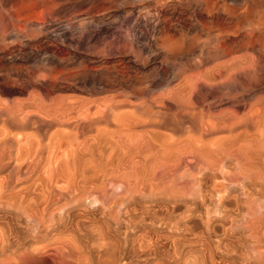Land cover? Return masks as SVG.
<instances>
[{
	"label": "bare ground",
	"instance_id": "obj_1",
	"mask_svg": "<svg viewBox=\"0 0 264 264\" xmlns=\"http://www.w3.org/2000/svg\"><path fill=\"white\" fill-rule=\"evenodd\" d=\"M141 3L147 5L140 6L143 7L140 9L142 13L138 10L139 12L135 14L137 5ZM124 9L128 10L123 11ZM132 20L148 26L151 25L150 20H155L159 29L158 45L174 59L167 63L171 66L169 67L171 76L167 77L168 81L166 80L165 97L160 98V101L158 98L162 96H153L157 99L151 97L154 102L152 101L151 105H144L145 108L136 112L132 119L125 118V112L128 114V111H123L124 116L120 120L122 124L127 125L129 131L121 124L127 129V133L123 131L122 134L118 131L121 134L117 138L121 137L124 140L120 141L119 138L115 142L121 148L123 155L119 151L117 154L120 155L116 154L115 160L113 159L116 161L122 155V162L120 161L122 167L118 164L121 168H113L114 164H112L114 166L108 165L107 159L104 160L106 153L104 159L102 158L103 162L101 161V163L105 161L106 165L98 162L100 167H97L95 163L99 173L93 169L94 162L93 168L88 166L93 169H90L91 171L88 169L89 172L82 169L83 166L81 170L76 171L75 168L71 173L66 170L65 165L53 167L54 169L47 167L43 179L45 182L40 180L43 182L42 185L44 184L40 185L42 198L38 196L43 202L40 204L42 200H38V197L30 199L29 202L23 200V197L19 199L20 218L28 226L25 237L33 240L34 244L41 245L39 248L36 247L37 249L33 247L35 250L45 249L44 252L49 250L50 255L52 253L50 251L54 252L53 259L48 264H120L123 246L117 244L116 238H113L120 231L126 240L128 235H132L133 231L144 223L157 227L159 232L163 233L170 222H172L170 228L173 229L179 226V222L190 221L195 217L205 226V234L217 233L214 232L215 227L220 226L221 236L225 240L232 238L236 241L239 249L230 247L228 252L235 255L242 264H264V88L262 87L264 83L261 85V73L264 72V0H142V2L141 0H0V52L21 46L23 40L19 35L27 39L32 38V43L38 45L40 39L53 32L62 23L65 25L70 23L72 27L78 26L82 31H90L92 22L97 21L98 24L93 28L104 31L117 28L120 24L127 25ZM193 31L196 32L193 36L188 35V32ZM12 36L14 38L10 39ZM19 68L15 66L12 69L17 71ZM40 69L38 66L34 67V76L31 73L33 81H38ZM48 72L46 69V73ZM51 72L53 74L52 70ZM48 74L51 76L50 72ZM1 77L4 79L3 76ZM9 88L7 79L3 84L0 83V91ZM247 95H250L251 99L248 98L249 100L246 101L243 97L246 98ZM38 98L34 100L37 102ZM107 100L104 99L105 102ZM166 101L173 105L172 110L165 109ZM141 102L144 100H140ZM3 103L1 102L0 105ZM24 103L27 102L18 106L19 113L15 115L21 114L23 109L30 108V106L24 108L25 105L22 106ZM30 103L29 105L32 104ZM82 103H89V107L86 104L63 106L59 102V106L52 105L53 107L45 105L46 103L43 105L42 102L31 105L37 113L29 109L35 114V116L33 114L32 128L36 127L37 133H42L45 126L55 127L46 139L48 146H44L50 155L54 149L52 144L57 141H76L75 145L73 142L71 144L74 151L88 154L87 156H92V148L97 144L105 142L99 147L103 149L106 144L108 147L109 143H106L108 137H105V141L101 138L105 135L106 127L104 126L105 131L102 135L100 127L96 129L95 126V132L89 128L90 118L94 115L97 117L95 123L102 126L100 116L103 113L108 114V107L104 106V102H102L103 108L99 102L91 106L90 102ZM133 103L137 104V102ZM21 106L23 109L19 108ZM237 106L242 108V111H239ZM14 108L11 107V110ZM134 108L131 110L134 111ZM115 111L116 114L119 112ZM0 112V114L4 112L8 114L6 108ZM4 116L2 115L3 120L11 117L10 113L5 118ZM38 116H47L52 120L50 119L48 124L46 121L47 125H43L40 122L43 118L39 120ZM105 118L106 116L103 117ZM28 120L29 117L25 125ZM71 121H76V124H72ZM136 127L141 129L132 130ZM165 131L171 132L172 135ZM114 134H112L113 139H110L113 142L117 136ZM35 136L36 139H32L34 136L29 137L30 139L27 136L28 139L25 141L24 138L23 143L16 141L14 147L17 150V157L20 158L24 153L26 156H32V159L36 157L33 162L39 159L42 154L39 152L44 149L41 145L45 138L41 134ZM110 140L113 147L115 143ZM92 141L97 143H91L92 147H90L89 143ZM99 147L97 151L106 152L105 148L103 151L98 149ZM12 148V143L8 140L3 141L0 147V169H5L9 165L11 161L9 153ZM115 149L119 150L116 146ZM97 151L94 149L93 152L97 153ZM112 156L113 154L110 158ZM116 156L119 158L116 159ZM101 157L97 158L96 154L94 160ZM31 161H29L30 165L33 166L36 162L33 164ZM108 166L112 168L108 169ZM15 169H12L9 177L13 178ZM93 171L97 174L101 173L99 175L102 178L100 185H103L101 190L90 187L98 176ZM85 172L86 174L93 172V175L85 177ZM111 172L118 177L117 185L108 177L111 176ZM9 177L8 180L12 182V178ZM104 177L109 179L105 180ZM19 178L16 182L22 176ZM59 184L66 186L62 190H56ZM111 184L116 186L112 189ZM37 185L39 184H35L33 188L31 185L32 191ZM3 186L5 187L6 184ZM87 188L90 189L91 194L88 193ZM28 191L26 193L30 192ZM8 193L10 194L11 191ZM14 193L17 196L19 191ZM9 194L5 195V198ZM19 194L21 196L24 193L21 194L20 191ZM10 197L8 200L13 199L15 203L16 197ZM65 198L72 202V208L83 209L86 204L90 207L99 205L98 212L106 220L105 227L115 233L113 237L110 234L107 236L104 225L99 227L96 225L92 228L91 232L96 239L91 243L92 248L97 251V260L87 251V244L85 245L86 242L83 241L88 237L83 234L87 229L81 227L79 221L75 225V231L70 232L64 228L65 231L52 235L53 237L49 239L50 233L56 231L57 225L64 222H62L64 217L58 220L54 214L48 212V209L54 201ZM67 208L69 207L66 205L61 206L60 215ZM110 223L113 224V228ZM221 236L217 235V240ZM152 246L148 242L140 243L143 252L151 253ZM5 247L9 250L12 248L10 243H5L2 248ZM24 255L20 254V256ZM103 256L107 257V262L102 260ZM15 257L7 258L4 263L15 262L17 259Z\"/></svg>",
	"mask_w": 264,
	"mask_h": 264
},
{
	"label": "rangeland",
	"instance_id": "obj_2",
	"mask_svg": "<svg viewBox=\"0 0 264 264\" xmlns=\"http://www.w3.org/2000/svg\"><path fill=\"white\" fill-rule=\"evenodd\" d=\"M144 4L147 5V3H141L137 5L134 11L135 14H137L136 12H139L140 9L146 6ZM140 6H143V7L140 8ZM125 10L127 11L128 9H124L123 11ZM140 13L142 12L140 11ZM150 21H151V25L148 26V25L141 24V23H135V21L132 20L127 25L120 24L121 25L120 26L118 24L119 27L117 28L113 27V28H110L104 31H100V30L98 31L97 28H93V27H96V25L98 24L97 21L92 22L90 31H87V30L82 31L78 28V26L72 27L70 23H66V25L65 23H62L61 25H58L53 32H51L50 34L40 39V43H39L40 45L39 44L36 45L32 43V38H28L29 39L28 40L27 38H23L21 35H19V38L23 40V42L21 43V46L0 52V71H2L0 72V83L3 84L5 79H7V85L8 87H10L8 90L0 91V93H2L0 95V100L2 103L4 102L2 105H0L1 106L0 111L2 110L4 111V108H6V111L8 112V114L6 112L4 113L2 112L3 114H0L1 116L0 117V147L2 146L4 140H8L9 143L13 144V148L10 150V153H9L11 155V161L9 165L5 169L4 168L0 169V185H1L0 188L2 187V185L6 184L5 187L4 186L2 187L3 192H2V188L0 189V244H1L0 250L1 249L4 250L2 252L0 251V264L4 263L7 258L14 259L15 256L18 262L15 260L16 263L13 262L11 264H48L50 260L53 259V256H54V254H52L54 253L53 251H50L52 252L50 255V253L48 252L49 250L45 252H44L45 249L35 250L39 248L41 245L34 244L33 240H31L28 237H25L27 236L26 233H27L28 226H26L24 221L21 220L20 210H19L21 209L20 204H19V199H21L22 197H23L22 198L23 200H26V201L28 200L27 202H29L31 201L30 199L37 198L38 196H40V194L42 195V192L40 190H41V187L44 185V184L42 185V183L45 182L43 179H44V172L46 171V168L47 167L56 168V167H59L60 165L61 167H63L65 165L66 170L69 173H71V172H74L75 168H76V171L81 170L82 166L84 167L82 169H84L85 171H87L88 169L90 170L91 168H88V166L89 167L92 166L93 168V162H94L93 169H95V171L99 173L97 170L98 169L97 167H100L99 163H101V161L103 162L102 158L104 159V153H106L105 154L106 157L104 160L107 159L106 160L107 164L108 165L111 164L110 166L115 165L116 167L114 166L113 168H119L121 166L120 164H122L121 160L123 158L121 156L123 155L122 154L123 152L121 151V148L118 147V144L115 142V140L118 141L119 138H120V141L124 140L123 138L121 139V137L117 138L118 135L120 136L121 132L122 134H124L127 129H128L127 131H129V128L127 127V125L122 124L120 120V118H123L124 116L123 111L125 110L128 111V114H126L125 112V115H126L124 116L125 118L127 117L128 119H132L133 115H135L136 112H140L142 108H145L144 105L145 106L151 105V102L152 101L154 102L153 98L155 97L153 96H156V95L162 96L158 98L159 99L158 101L161 100L160 98L165 97L166 80L168 81L169 78L167 77L171 76V71H169L171 70V68H169L171 66L169 65L170 63L169 64L167 63L169 61L172 62V60L174 59L169 53L163 51L159 47L158 45L159 44L158 43L159 29L158 27H156L155 20H150ZM195 33L196 32L194 31L188 32V35L193 36ZM12 38L14 37L12 36L10 39ZM6 66H8L9 68ZM15 66L16 67L19 66L20 68L17 71L15 69L13 70L12 68ZM36 66H38L39 69L41 67L40 69L41 73L42 71L44 72L42 74H40L39 72L38 81L37 80L33 81L32 77L34 76L33 75L34 67ZM46 69H47V72L49 71V69H51L53 71V74L50 70L49 71L51 74L50 76L48 74L49 72L46 73ZM4 73H5V76H4ZM31 73L33 76L31 75ZM262 75L264 77V72L261 73V79L263 81L264 78L262 77ZM1 76H3L4 79ZM45 76L48 78H46ZM262 81H261V85L264 83V81L263 82ZM35 82L36 83L38 82V83L36 84ZM262 87L264 88V84L262 85ZM16 88H18V90ZM28 90L29 91L32 90L30 91L31 94ZM24 92H26L25 95H24ZM33 93H34V96H33ZM36 98H38L37 100L39 101L37 102L39 104L40 102H42L43 105L46 103L45 105L48 106L49 105L48 103L51 102L49 105L51 107L57 106V105L59 106V104L60 105L62 104L63 106L66 104L67 105H70V104L78 105L79 104V105L84 106L86 104V106L89 107V103L84 104L82 102H90V106H91L93 104H98V102L100 103L101 100H103L102 102H104L103 103L104 106H106V108L108 107L107 108L108 114L104 115L103 113L101 115L102 117L100 116V123L102 122L101 123L102 126H100V124L95 123L96 118H97L95 115H94L95 117L91 115L94 118L90 116L91 122L89 124V128H91V130H94V132L96 131L97 128L100 127L99 130L101 131V135L105 131L104 126L106 127V132L104 133L105 135L101 136V138L104 141H105V137L106 138L108 137V142L106 140V143H109L108 147H106L107 144L103 147V149L105 148L104 150H106V152H102V151L99 152V150L97 151V147L101 145L103 146V144L105 143L102 141H101L102 144L101 143L99 145L97 144V146H94L92 148L93 149L92 156L95 153L93 152L94 149H96L97 153H95L94 156L96 157V154H97V158H100L101 157L100 154L102 153L101 159L96 160L97 159L96 158L94 160L95 158L94 156L93 158L92 156H87L88 154H83V153L81 154L79 151H74L71 144L74 143L75 145L76 141L74 142L73 141L71 142L70 141H57L56 143H54V145L52 144V147H54V149L52 151V154L50 155L48 150H45L46 148H44V146H48V141H46V139L49 136V134L55 129V127L45 126L42 130V133L44 134L37 133L36 127L32 128L34 126L32 123L33 117L37 113L36 111L33 110L34 108L31 105L35 103L37 104L36 100H34ZM105 98L108 99L107 100L108 102L104 101ZM246 98L243 97V99L247 101L249 100L248 98L251 99V96L247 95ZM115 99L118 101L120 99L121 100L119 102L118 101L116 102ZM111 100H113L114 102L113 101L111 102ZM140 100H144V102H141L142 105L140 103ZM29 101L30 102L33 101L31 102L32 104ZM92 101H94L95 103L93 102V104H91ZM128 101L129 102L131 101L130 103H132L133 105L128 103ZM23 102H27V103L22 104V106L25 105L23 106L24 108L26 107L28 108L29 106L30 108L23 109V107L21 106L19 108L23 109V112H21L23 116H21V114L15 115L16 113H19L17 112L18 106ZM102 102L100 103L101 108H103ZM115 102L117 105L115 104ZM133 102L135 103L137 102V104H139L140 106L137 104H134ZM15 103H18V105ZM29 103L31 105H29ZM105 103L107 104L109 103V104L107 105ZM110 103H112L111 104L112 106L110 105ZM126 103L129 105H127ZM135 105L136 107L134 108ZM164 105H165L166 110L173 109V105L171 103H168L167 101L164 102ZM11 107L13 108L17 107V108H14L11 110ZM120 108H121V111H120ZM131 108L132 109L134 108V111H132ZM29 109L33 110L35 114L31 113ZM8 110H11L12 113L11 111L9 112ZM13 110L14 112L16 110V112L14 113ZM24 110H25V113H24ZM115 110L119 112L116 114L114 113L116 112ZM238 110L242 111V108L239 107ZM130 111H132L133 113ZM29 112L32 114V115L30 114L31 116L28 114ZM9 113L11 117H13V119L9 116H7L9 118H5L6 115H9ZM2 115L3 116L5 115L4 118L6 120L2 119L3 118ZM112 115L115 117V119ZM104 116H106L105 119H103ZM18 117H20V119ZM28 117H29V120H28L29 122L25 125L24 123L26 122ZM38 117H39V120L43 118L40 121L43 125H47L48 121L50 122L52 120L50 117H47V116H46L47 118L45 116H38ZM110 117H111V120H110ZM14 119L15 121H13ZM22 119L24 120L21 121ZM45 122L47 124H45ZM75 122L76 121H71L72 124H76ZM121 124L127 129H124ZM120 125L122 127V128L120 127L122 130L119 128ZM95 126H96V129H95ZM135 129L140 130L141 127H138V128L136 127L132 130L135 131ZM116 131L117 132L121 131V132L117 133ZM165 132L168 134L169 131H165ZM5 133L7 136L5 135ZM33 133L35 134L33 135ZM107 133L110 137L107 135ZM111 133L112 134L117 133V134H114L115 136L117 135L116 137L113 135V137H115L114 142L113 140H110V139H113ZM170 133L171 132H169V135H172V133L171 134ZM2 134H3V137H2ZM36 134H41L45 138V141H42V145H41L42 148L44 149L41 152H39L43 154V155L40 154L39 156L40 160L38 159L37 161H35L36 162L35 163L33 161L37 159L36 157L32 159L31 158L32 156H28V155L26 156L24 153H22L20 158L17 157V150L15 148L16 143L17 142L23 143L24 138H25L24 140L26 141L31 136H34L32 137V139L33 138L36 139V136H35ZM109 140L115 143L113 144V147L111 146L112 144H110ZM93 142L95 144L97 143L95 141L90 142L89 143L90 147H92L91 145L94 144ZM109 145H110V151H109ZM115 146L116 148H119V150L115 149ZM98 149L103 150L102 147L101 148L99 147ZM118 152L122 154L120 156L121 159L116 156V159L117 158L119 159L114 161L115 160L114 157ZM109 154L110 156L113 154L112 156L113 158L112 157L110 158ZM120 154H117V155L119 156ZM84 155H86L87 158ZM84 158L87 159L86 162L88 163V165L85 162ZM111 159L112 160L114 159L113 160L114 162L112 161L113 163L110 161ZM29 161L35 164L31 166L32 164L30 165ZM89 162L91 164H89ZM95 163H97V165ZM101 164L106 165L105 161L104 163H101ZM118 164L120 165L119 167H118ZM110 166H108V169ZM14 168L16 169H15L13 178L9 177L10 176L9 173H11L12 169ZM29 169H31L32 173L29 171ZM17 170H20V171H17ZM95 171H93L94 174L98 176L101 175V173L97 174ZM93 172H91L92 175H93ZM111 173H112L111 176L114 175L113 178H116V179L114 180L111 176H108V177H110V179L113 180L114 183L117 185L118 177L113 172ZM91 174L90 173L86 174L85 172L84 176L85 177L90 176ZM21 176L22 178L24 177L23 179L25 180H23ZM98 176L97 178L100 180V182L97 178H95L96 182H94V184L91 185L90 187L91 188L94 187L95 189L101 190L103 186V185L102 186L100 185L102 178L101 176L99 177ZM105 176L107 177V175ZM7 177H9V179L12 178V182L9 181ZM18 177H20L21 179L19 178L20 180L16 182ZM104 179L108 180L109 178L107 179L104 177ZM40 180H43V182H41ZM5 181H7V183L11 182V183H8L9 185L8 190H7V183ZM39 181L41 182V184L39 183ZM35 184H39L37 185L38 188L36 186L37 189L40 188L38 191H36L37 190L36 188H35L36 190L33 189L32 191V188L35 187L34 186ZM31 185H32V188H31ZM116 185L111 184L110 188L113 189V187H115ZM65 186L66 185L64 184H59L56 186V190H62L65 188ZM99 186L100 188H98ZM24 187H25V190H24ZM18 188L20 189L18 190ZM88 188H87V191L88 193H90V189L88 190ZM4 189H6L7 191ZM15 190L17 192L19 191V193L21 191V194L24 193L22 194L24 196L22 195L20 196L19 193H18L19 195L16 193L17 194L16 196L14 193L16 192ZM34 190L36 191L35 194H34ZM10 191L11 193L9 194L8 192ZM27 191L29 193H26ZM7 194L9 195L6 196L7 198L6 199L5 195ZM10 195L11 197H16L15 203L13 199L8 200ZM2 197H4L3 200H2ZM40 197H38L37 199L42 200L41 199L42 197L41 198ZM42 202L43 200L40 202V204ZM65 205L69 208L65 209L64 212H62L60 215V208L61 206L63 207ZM97 206L99 205L90 207L88 204H86V206L83 207V209L82 207L72 208V202L68 200V198L61 199L59 201H54L50 205V208H49L50 210L48 209V212H50L51 214H54V217L58 220L61 218L63 219L64 217V220H62V222L63 221L64 222L63 223L61 222L62 224L57 225L55 229L56 231H52L50 233L51 235L49 239H51L53 236L58 235L59 233L65 230H68L70 232L73 230L75 231V225L77 221H79L81 222V223L78 222L79 224H81L80 226L84 227L85 230L87 229L88 231L87 232L84 230L85 232L84 233L82 232L83 234L88 236L87 238H85V240L83 239V241L86 242L85 245L87 244L86 245L88 247L87 251L93 259L97 260V251L96 249L92 248V243L95 241L94 239H96V236L91 231H92V228L96 227V225H98L97 227H99V225L100 226L104 225L105 227L104 223L106 221L105 219H103L100 212H98L100 209ZM86 207H88V209H86ZM86 215H87V218L89 217L90 220L89 219L87 220ZM65 221H66V224L64 225ZM144 224L139 225L133 231L134 233L132 235L127 236L126 240L123 237V234L121 233L122 231H120L119 234L114 235L115 233L112 230L110 229L108 230L105 227L106 228L105 229L106 232L104 231L105 234H107V236L108 234H110V236L112 237L114 235L113 238H116L115 240L117 241V244L120 243L123 246V250H122L123 253L121 255L120 264H160V263H163V264H242L240 260L235 257V255L228 252L230 247H237L239 249L237 242L234 241L232 238L228 239L225 237L226 239H228V240H225L221 236L222 229L220 226L218 227L216 226L215 227L216 229L214 228L215 229L214 232L217 231V233H214L215 235L214 234L208 235L206 233L208 235L207 236L205 234L206 232L205 226L202 225V223L195 217L191 219L190 221L179 222L178 224L179 226L174 227L173 229L170 228L172 227L171 226L172 222H170L169 227L163 233H160L158 228L155 226L151 227L147 223H144ZM110 225L113 228V224L110 223ZM60 227L63 228V230ZM59 228H60V231H59ZM107 231H109V233ZM217 235L221 236V237H218V240H217ZM141 242L143 244L148 242L151 246L153 245L152 250H151L152 252L151 253L149 252L150 254L148 253V251L147 252L142 251V248L140 247ZM2 243L4 244L10 243L12 246L11 250H9L7 247L3 249L2 247H4V244ZM20 254H25L24 256L26 257L20 256ZM102 260L107 262L108 259L106 256H103Z\"/></svg>",
	"mask_w": 264,
	"mask_h": 264
}]
</instances>
